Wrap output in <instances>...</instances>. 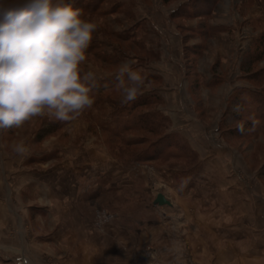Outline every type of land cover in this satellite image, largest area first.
Instances as JSON below:
<instances>
[{
    "label": "rangeland",
    "instance_id": "obj_1",
    "mask_svg": "<svg viewBox=\"0 0 264 264\" xmlns=\"http://www.w3.org/2000/svg\"><path fill=\"white\" fill-rule=\"evenodd\" d=\"M214 1L101 0L100 13L87 14L85 19L99 25L92 42H104L103 51L121 58L105 61L86 51L82 71H93L97 82L115 75L125 62L155 75L157 40L147 42V33L157 39L153 29L159 25L165 30L178 70L172 87L187 109L182 111L185 119L174 127V113L163 107L164 95L153 89L162 82L153 78L145 80L142 93L160 99L138 113L157 110L159 131L136 126L114 136L113 130H104L112 106L122 104L117 83L94 89L93 106L74 121L41 117L0 132V151L6 154L0 160L23 168L21 174H8L10 181L39 183L37 189L33 185L22 191V221L0 227V243L8 251L2 255L5 263L24 264L27 258L32 264H264V209L263 219L253 221L238 214L248 205L239 203L243 198L230 196L234 207L228 210L227 196L214 204L209 196H195L194 186L187 189L196 182L200 155L181 129L194 123L193 117L201 134L214 136L217 144L237 154V168L252 169L248 182L258 188L264 207V117L255 105L264 102V0ZM148 11L155 12V24L142 18ZM116 31L136 32L124 39ZM174 37L178 47L171 43ZM242 83L263 89L261 98L240 93ZM46 130L52 133L43 134ZM13 140H23L28 154L13 153ZM159 193L173 205H154ZM178 193L183 197L179 204ZM223 226L231 238L222 237ZM214 231L220 235L210 238ZM241 232L247 235L234 237ZM251 246L259 248L258 255L244 253ZM15 250L24 253L23 260L15 259L20 253Z\"/></svg>",
    "mask_w": 264,
    "mask_h": 264
},
{
    "label": "clouds",
    "instance_id": "obj_2",
    "mask_svg": "<svg viewBox=\"0 0 264 264\" xmlns=\"http://www.w3.org/2000/svg\"><path fill=\"white\" fill-rule=\"evenodd\" d=\"M98 27L71 4L0 0V132L41 117L71 122L93 106L97 77L82 65ZM114 74L121 103L133 102L146 87L128 62ZM10 147L21 156L29 151L23 140Z\"/></svg>",
    "mask_w": 264,
    "mask_h": 264
},
{
    "label": "crops",
    "instance_id": "obj_3",
    "mask_svg": "<svg viewBox=\"0 0 264 264\" xmlns=\"http://www.w3.org/2000/svg\"><path fill=\"white\" fill-rule=\"evenodd\" d=\"M216 2V1H215ZM129 4V3H127ZM192 4H189L188 11H192ZM135 10V9H134ZM132 11V10H131ZM148 16L147 18L142 17L146 20H149L151 22V19L153 18L152 16L155 12H147ZM113 14V13H112ZM129 19V17H126ZM139 19V18H138ZM154 20V19H153ZM151 23L155 24V20L152 21ZM130 24V23H129ZM150 24V23H149ZM134 26V22L131 26ZM127 27V30L129 29ZM151 28L147 27V30L149 31ZM157 31L153 29V34L157 36V39L153 38L152 35L148 34V37L146 38L147 42H151V44L157 40V44H154V50L158 54V62L155 63L153 66V73L157 76L155 79H159L160 82H162V85L156 86L153 89L155 91H158L162 95H164V102L162 103L163 107L167 110H169L170 114L174 113L172 115L174 117V127H179L183 125V121L185 119V115L182 111H186L187 109H182L184 105L183 101H178V96H177V89L174 90L172 85L175 84V81L178 77V70L175 66V58L172 53H170V41H167L165 38V30L160 27L159 25L157 26ZM129 31V30H128ZM127 31V34H128ZM134 31V30H133ZM131 32V35L136 32ZM119 33V31H116V34ZM178 36V33H173ZM131 37V36H130ZM177 38H173L171 40V43H174L178 47V44L176 43ZM148 46H151L148 44ZM158 65V68L156 66ZM171 68V69H168ZM152 73V71H149ZM112 76V75H111ZM110 77V76H109ZM210 80V79H208ZM207 84L209 81L206 82ZM239 87V92L240 93H258L262 94L263 89H258L256 86L250 84V83H242L238 85ZM183 91V90H182ZM264 92V91H263ZM240 107L244 106L247 108L246 103H239ZM185 108V107H184ZM191 117V115H190ZM262 117V116H261ZM189 118V117H188ZM191 120L194 121L192 122L189 126H186V129H181V133L190 141V144L194 149H196L200 155V163L198 168L196 169V174L193 176L195 179V183L191 184L188 186L187 184V189L189 188H195V196L197 195L198 197L206 195V197L209 196V200L211 203L215 204V201L217 198H224L227 196V203L224 204L226 207L232 210L234 206L229 204L231 197L236 198H243V201L239 203L243 204V207L245 204L247 205V208L245 210L239 209L238 214L240 216H244L248 214L253 221H258L263 219V209L262 207V202L258 201V199L261 197V194L258 191V188L255 186H251L250 183L248 182V179L250 181V175L252 173V169L250 167L246 168L245 166L243 167H236V162L238 160L237 154L233 150H228V147L223 146L222 144H217L216 139L214 136H210L206 134V136L203 135V132L201 134L200 129H197V124L198 121L191 117ZM262 121V119H259ZM258 120V121H259ZM195 126V127H193ZM180 130V129H179ZM1 140V137H0ZM2 142V141H0ZM217 145V146H216ZM222 146V148H218ZM6 154L3 151H0V158H5ZM5 159L0 160V227L2 224L7 223L8 221H22V214H23V202H22V191L24 189H34L33 185H37L35 189H37L38 182H25L21 179L18 181L12 183L10 181V178L7 176L10 173H15V174H21L23 172V168L20 166H14L12 162L8 164V162L4 161ZM198 171H200L199 174ZM194 174V173H193ZM180 183L182 180H179ZM178 181V185H179ZM181 189L184 188V184L181 183ZM192 186V187H191ZM196 186V187H195ZM48 186L45 184L44 189H47ZM186 188V187H185ZM213 188V189H212ZM184 190V191H187ZM211 193H207V191L211 190ZM248 191V192H247ZM204 193V194H203ZM236 193V194H235ZM209 194V195H208ZM205 197V196H204ZM178 204L183 201V197L179 196L178 193ZM246 198V199H245ZM264 198V197H263ZM216 199V200H215ZM239 199V200H240ZM263 200V199H262ZM250 201V202H248ZM182 203V202H181ZM235 203V202H234ZM218 205V204H217ZM264 206V203H263ZM246 207V206H245ZM224 209V208H223ZM22 213V214H21ZM232 214V213H231ZM227 218H224L223 221H227ZM223 228V235L222 237H227L231 238L233 235L230 231L225 230V226ZM220 234L216 233L215 231L210 234V238L218 237ZM247 235L244 232L238 233L237 235H234V237H242ZM7 248L0 243V264H7L5 263V260L2 258L3 254H6L8 251L6 250ZM14 251V250H13ZM20 253L15 256V259L20 261L21 259L23 260V255L24 253L19 250ZM15 250V252H19ZM14 253V252H10ZM248 256L252 255H258L259 254V248L257 246L253 247L251 246L250 252H244ZM248 258V257H247ZM252 259H258V258H252ZM26 263L24 264H32L28 261V259H25ZM248 262V259L245 263Z\"/></svg>",
    "mask_w": 264,
    "mask_h": 264
},
{
    "label": "trees",
    "instance_id": "obj_4",
    "mask_svg": "<svg viewBox=\"0 0 264 264\" xmlns=\"http://www.w3.org/2000/svg\"><path fill=\"white\" fill-rule=\"evenodd\" d=\"M68 1L73 2L74 8H78L82 10L83 18H86L87 14H90V16L99 14L101 10L98 7V4L100 5L101 0H96L95 3L93 1H87V0H53L54 3H62V4H67ZM117 35L124 39H127L128 37L132 36L131 33L129 32L128 34L117 33ZM102 43L104 42L102 41L97 42V43L92 42L86 51H89L91 53L94 52L98 57H101L105 61H120L121 60V58L114 51L111 54L103 51V49L101 48L103 46ZM262 46H264V40L262 41V44L260 45V47ZM132 69L137 71L135 67H132ZM138 72H140V74L144 77V80H151L157 77L156 75L150 74L148 72L146 73L143 71H138ZM117 83L118 81L116 79V76L112 75L110 77L105 78L104 80L100 82H97V87L95 89L102 90L104 88L114 86ZM154 94L155 93H153V95ZM253 98L258 100V98H261V97H260V94L253 93ZM159 99L160 98L157 95L151 96V94L145 95L144 93H142L138 95L137 99H135L133 102H130L127 104L122 103L119 106H112V111H111V116H110L111 119L105 125L104 130H107V131L113 130L111 134L114 136H123L125 131L131 128H134L136 126H140L141 128L146 129L148 131H159L160 127L157 125V120H156L157 116L159 115L157 110L150 109L149 111H143V112L139 111L138 113V110L140 108H142L143 106L152 104ZM263 103L264 102L255 103V105H257V110L258 109L260 110L259 115L262 117H264V104ZM124 119H127V120L124 121ZM56 128L57 127L54 126L53 131ZM51 133H52V130H48V131L46 130L43 132V134L45 135H48ZM164 136H166V134ZM158 142L157 143L155 142L154 144L156 145L158 144ZM183 151L184 150H182V153H184ZM192 152L193 150L191 149L190 154ZM156 154L154 155L146 154V156L153 157V156H156Z\"/></svg>",
    "mask_w": 264,
    "mask_h": 264
},
{
    "label": "water",
    "instance_id": "obj_5",
    "mask_svg": "<svg viewBox=\"0 0 264 264\" xmlns=\"http://www.w3.org/2000/svg\"><path fill=\"white\" fill-rule=\"evenodd\" d=\"M154 205H169L172 206V202L166 197L165 194L159 193L156 200L154 201Z\"/></svg>",
    "mask_w": 264,
    "mask_h": 264
},
{
    "label": "bare ground",
    "instance_id": "obj_6",
    "mask_svg": "<svg viewBox=\"0 0 264 264\" xmlns=\"http://www.w3.org/2000/svg\"><path fill=\"white\" fill-rule=\"evenodd\" d=\"M173 204V203H172Z\"/></svg>",
    "mask_w": 264,
    "mask_h": 264
}]
</instances>
